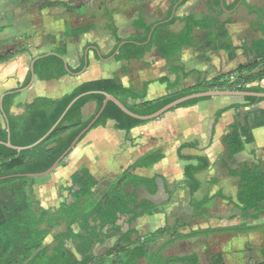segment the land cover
<instances>
[{
  "label": "trees",
  "instance_id": "1",
  "mask_svg": "<svg viewBox=\"0 0 264 264\" xmlns=\"http://www.w3.org/2000/svg\"><path fill=\"white\" fill-rule=\"evenodd\" d=\"M106 1L99 0V4L100 8L104 10V15L107 18L106 28L111 31L115 45L108 56L102 55L104 58L110 57L123 41L130 40L133 42H128L121 47L115 57L116 61L143 60L147 55L152 54L174 62L184 47L193 45L196 29L206 32L205 41H209L211 44L215 41L224 43V45L219 46V49L227 50L231 56L234 52L235 47L226 28L230 20L229 22L220 20L226 14L221 5V0H212L209 13L200 18L195 14L175 15L171 21L166 23L160 22L170 18L174 6L181 0H172L165 17L153 23H148L144 19L142 10L139 8L140 16L135 20V24L139 26L142 32V36L139 37H124L122 35L120 27L116 23L114 12ZM188 1L183 0L177 10ZM238 2L239 0H235L233 4L227 5L226 0H224L227 10H232ZM46 5L70 9V6L64 1L48 0ZM242 5L247 7L251 14L257 15L264 36V10L258 6L250 5L246 0L243 1ZM175 22L183 23V27L178 33L170 31V26ZM156 24L158 25L153 31L151 40L146 43L153 26ZM87 31L88 28L86 27H78L66 31L65 34L78 39ZM91 45L97 46L86 43L85 50ZM251 47L262 57L261 60L240 65L238 68L212 80H199L195 86L179 91H174L178 84L172 85L169 89L173 92L153 100L148 99L149 81L144 82L140 88H135L126 86L122 78L116 76L84 82L61 98L47 96L28 98L23 104L25 111L22 114L14 115L11 108L15 99L20 95V91L18 89L9 90L5 92L3 98V110L0 108V141L6 142L10 137L12 144L16 147L31 146L58 121L73 98L89 91L107 92L139 115L152 114L168 103L195 92L215 89L264 92V68L260 69L264 64V37L252 40ZM25 51L26 49H20L16 52L0 55V63L7 62ZM52 52L64 57L66 55L63 51L53 50ZM96 55L101 58L98 53ZM69 67L74 74L79 72L84 67V55L79 58V65L76 68L70 64ZM179 70L184 76L188 75L184 66L180 67ZM67 75L69 72L63 59L59 56L44 57L35 63L37 80L60 79ZM30 81L31 70L22 88L26 87ZM161 81L165 82L166 79L162 78ZM207 99H211V97L187 101L174 109L193 105ZM104 100L103 94H91L80 99L68 111L50 136L34 148L18 151L0 144V177L38 173L50 168L100 110ZM244 100L254 104L264 100V98L245 97ZM91 102H96V111L88 121H83V108ZM245 105L236 103L219 109L216 113L215 125L224 112L229 109L237 110ZM109 118L116 119V127L126 130V132L148 122L128 116L116 104L109 102L91 130L106 125ZM261 125H264L263 110H255L254 116L247 119L246 123L235 118L225 136L230 157L243 152L247 144L255 142L253 129ZM197 146L198 144L195 142L182 145V147ZM179 156L181 159L197 162L196 165H189L185 168V183L191 195L192 207L197 214H202L201 212L205 211L213 197H220L227 199L251 222L259 219L264 212V168L260 164L243 170L228 167L231 176L240 177L238 192L235 197L225 196L223 191H219L213 197L205 196L201 200H197L194 194L202 185L197 174L211 167L210 160L207 156H183L180 153ZM163 157L164 155L160 151L149 153L131 165L129 169L135 170L137 167L151 166ZM46 178L20 176L0 181V190L2 189L9 198L5 203H0V264H105L107 259L105 256H100L96 249L105 245L111 232L118 237L119 241L106 256L112 255L113 259L120 257L119 264H140L143 259L147 261V264H201L196 254L167 257L164 252L173 244L188 238L210 236L217 233L264 231V224L248 221L230 227H209L190 230L189 232L185 231L183 226H166L146 234H139L135 229L123 231L118 224L121 216H127L128 224L132 225L138 217L158 211L157 204L147 199L139 200L136 192L127 191V186L132 184L137 188L143 185L150 194L154 195L159 190L158 180L161 176L142 177L126 170L122 177L111 182L102 193H98L95 191V187L99 183L98 180L88 168L83 167L72 175L71 185L65 188L69 191L72 202H64L57 209L45 208L36 194L37 184L42 183ZM162 179L164 178L162 177ZM63 224L66 226V231L56 233L53 244L46 245L47 237ZM163 237L166 239L157 249L152 250L150 245ZM67 240L74 242L75 250L66 247ZM259 252L262 260L256 264H264V243ZM213 264H226L223 254L214 255Z\"/></svg>",
  "mask_w": 264,
  "mask_h": 264
},
{
  "label": "crops",
  "instance_id": "2",
  "mask_svg": "<svg viewBox=\"0 0 264 264\" xmlns=\"http://www.w3.org/2000/svg\"><path fill=\"white\" fill-rule=\"evenodd\" d=\"M47 1L44 2V9L50 13L53 6L46 5ZM50 1L66 2L67 0ZM211 1H206L204 12L196 13L193 11L194 7L191 6L190 10L185 9L183 14L178 16L195 14L200 18L209 13ZM140 3L141 1L136 0L126 2L125 5L141 8L142 13H144L145 5ZM226 4L230 5L229 0H226ZM22 5L23 2L20 0H0V55L26 49L25 52L20 53L13 59L0 63V98L9 90L22 89L11 108L14 115L22 114L25 111L23 104L28 98L38 96L61 98L64 94L69 93L65 87L71 84L73 76H77L67 75L60 79L51 80H37L35 78L31 86L27 85L22 88L28 77L33 57L53 51L42 50L38 54H34L37 45L42 46L52 42L54 28L58 23L52 15L40 19L32 18L22 9ZM115 5L123 4L120 1ZM160 5L164 7L165 2L149 0L146 6L148 9L154 10L156 6ZM185 5L186 3L177 12ZM16 8H18L17 12ZM239 11L240 8L234 12V15ZM226 14L229 13L226 12ZM220 20L222 22L231 21V23H227L226 28L235 47L232 56L227 50L219 49V46L224 45V43L215 41L211 44L209 41H205L206 32L201 29L195 30L193 45L184 47L178 59L174 62L152 54L147 55L143 60H104L98 58L95 55L97 54L96 50L90 48L89 66L79 76L80 80L74 88L87 81L120 76L126 86L135 88H140L144 82L149 81L148 99L153 100L173 92L169 89L172 85L178 84L174 91L193 87L199 80H212L238 68L240 65H247L262 59L251 47L252 40L264 37L260 29L259 18L258 21L255 20L249 26H245L246 29L254 32L256 36H245L243 40H238L236 37L239 31L236 23H232L230 18L223 20L221 17ZM182 27L183 23L175 22L170 26V31L178 33ZM43 46L45 47V45ZM65 58L74 67L71 63L73 57L67 54ZM182 66L185 67L188 75L184 76L182 71L179 70ZM262 68H264V64L260 67V69ZM162 78H165L166 81L162 82ZM228 98L232 97H214L193 105L170 110L160 118L133 127L129 132L117 128L116 119L109 118L106 125L92 129L77 144L56 171L48 176L45 181L37 184L35 191L41 204L45 208L57 209L64 202L71 203L72 198L65 188L71 185L72 175L83 167L88 168L98 180L99 183L95 187V191L98 193H102L111 182L122 177L126 170H130L133 174L142 177L161 176L158 180L159 190L154 195L150 194L143 185L137 188L132 184L127 186V191L130 193L136 192L139 200L147 199L157 204L158 211L138 217L132 225L128 224L127 216H121L118 224L123 231L135 229L139 234H146L166 226H183L184 230L189 232L196 229L230 227L246 223V218L241 211L230 204L227 199L213 196L219 191H223L225 196H236L238 188L235 195L225 193L224 187L228 188L229 182L234 181L237 187L240 183V177L231 176L228 167L243 170L247 168H240L239 165L245 166L246 163H251L250 167L257 164L262 167V162H264V125L253 129L255 142L247 144L243 152L233 157H230L225 136L235 118L246 123L247 119L254 116L255 110L264 111V100L251 104L246 102L244 98H241L244 102L241 100L239 102H229ZM236 103L246 105L237 110H227L215 125L217 111ZM96 108V102L88 103L83 108V121H88L95 113ZM191 142L197 143L198 146L182 147V145ZM155 151H160L164 155L159 162L148 167H137L135 170L129 169L140 158ZM179 153L183 156H207L210 160L211 167L197 174V178L202 185L194 194L197 200H201L205 196L213 197L205 211L201 212L202 214H197L192 207L191 195L185 183V168L189 165H196L197 162L181 159ZM223 169H226L228 175L232 178L223 176L222 179L214 175L215 170ZM203 175H207L205 179L202 178ZM210 185H213L214 188L209 189ZM259 218H261L259 224H264V212ZM64 231H66V226L63 224L47 237L45 244L52 245L55 234ZM247 236H252L248 241L256 243L258 248H261L264 243V231L257 230L247 233H217L210 236L184 239L173 244L164 254L167 257L196 254L201 264H203V255L208 254L209 258H214V255L221 253L225 263L242 264L246 242L242 247L238 246L237 242L241 237L245 238ZM165 239V237L161 238L151 244L150 248L152 250L157 249ZM211 239L220 240L222 242L221 248H218L219 245L213 244V250L210 247ZM118 241V237L111 232L105 245L96 249L100 256H105L107 259L105 264H115L120 260V257L113 259L112 255L106 256L116 247ZM65 244L68 249L75 250V244L72 240H67ZM140 264H147V261L143 259Z\"/></svg>",
  "mask_w": 264,
  "mask_h": 264
},
{
  "label": "rangeland",
  "instance_id": "3",
  "mask_svg": "<svg viewBox=\"0 0 264 264\" xmlns=\"http://www.w3.org/2000/svg\"><path fill=\"white\" fill-rule=\"evenodd\" d=\"M23 2V8L25 12L29 16L35 19H40L45 16L52 15L55 20L58 21L57 25L54 28V34L52 37V42L48 44L37 45L36 49H34V54H38L43 51L50 50H58L63 51L64 53L70 54L73 59L71 61L74 68L79 65V58L85 54V46L86 43L96 44L101 51L103 56H108L114 45L115 39L112 36L111 31L106 28L107 18L104 15L103 8H100L99 0H67L66 3L70 6L68 10L66 7L53 6L49 11L44 9L45 0H20ZM122 2L123 5H115L117 2ZM136 0H107V5L112 8L114 12V17L117 25L120 26L121 33L124 37H139L142 36V32L138 25L135 24V20L140 16L138 11V7H132L131 5H125L126 2H134ZM141 1L140 4L145 5V12L142 14L144 19L148 22H154L158 19H162L165 17L166 12L172 2V0H160L161 3L165 2L164 7L162 5L156 6L154 10L148 9L146 6L149 0H137ZM207 0H189L180 11L177 12V15L183 14L185 9L190 10L191 6H193V11L196 13L204 12L206 7L205 3ZM250 5H255L264 10V0H246ZM230 4H233L235 0H229ZM113 6V7H111ZM241 5L239 13L235 14H225L222 16L223 20L230 18L232 23H236L238 26V33L236 37L238 40H243L245 36L255 37L256 35L251 30L246 29L251 23L255 20L258 21L257 15L250 14L247 7H243ZM135 8V9H133ZM23 10V11H24ZM18 8H16V12ZM22 11V12H23ZM47 13V15H46ZM24 14V13H23ZM26 16V15H25ZM62 20V21H60ZM231 23V21L229 22ZM246 26V27H245ZM78 27H86L88 31L81 35L79 39L72 35L65 34L66 30L74 29ZM250 39V38H248ZM95 54L94 51H92ZM96 55V54H95ZM78 78V79H77ZM72 82L65 89L71 92L76 84L79 82V76H73ZM229 102H239L240 100L244 102L241 98H228ZM252 164L246 163L245 166H241L240 168H248ZM262 167L264 168V162H262ZM213 175V174H212ZM214 175H217L219 178L223 179L224 177H231L228 175L226 169L223 170H215ZM207 175H203L202 178L205 179ZM232 178V177H231ZM234 180V179H233ZM37 187V186H36ZM210 188H214L213 185H210ZM225 188V193L229 195H235L237 190V184L234 181L229 182L228 188ZM8 196L3 193V190H0V203H5L7 201ZM261 218L257 221L251 222L249 219L246 221L250 223H259ZM164 238V237H163ZM166 238V237H165ZM252 236L241 237L237 242V245L242 247L246 242L245 255L242 261V264H256L262 260L258 245L256 243L248 241ZM210 247L214 250V245H219L218 248H221L222 242L220 240L211 239ZM165 253V252H164ZM176 253V252H174ZM204 260L202 259L203 264H213V258H209L208 254L203 255ZM209 258V259H208ZM119 264V260L117 263ZM227 264V263H226ZM231 264V263H230Z\"/></svg>",
  "mask_w": 264,
  "mask_h": 264
},
{
  "label": "water",
  "instance_id": "4",
  "mask_svg": "<svg viewBox=\"0 0 264 264\" xmlns=\"http://www.w3.org/2000/svg\"><path fill=\"white\" fill-rule=\"evenodd\" d=\"M183 0H181L180 2H178L172 11V14L170 16L169 19L164 20L160 23H166L171 21L174 16L176 15L177 12V8L179 6V4L182 2ZM244 0H239V2L237 3V5L232 9V10H227L224 4V0H221V5L224 8L225 12L232 14L234 12H236L238 10V8L242 5ZM158 24H156L155 26H153L151 33L149 35L148 41L146 43H148L151 40L153 31L155 29V27ZM128 42H133L130 40L127 41H123L121 44H119V46L116 48L115 52L108 58H104L102 57L101 51L99 50V48L97 46H90L89 48H87L85 50V54H84V67L77 73H73L70 70L69 67V63L67 61V59L64 56H61L60 54L56 53V52H48V53H44L41 54L39 56H36L35 58L32 59L31 64H30V70H31V81L28 84V86H31L33 84V82L35 81V63L44 58V57H48V56H59L63 59L66 69L69 72V75H77L80 76L82 75L88 68L89 66V51L90 48L96 50V52L98 53V55L104 59V60H114L116 55L119 53L121 47L128 43ZM18 91H22V89L18 90ZM91 94H103L105 96V100L103 102L102 107L100 108V110L94 115V117L91 119V121L88 123V125L75 137V139L73 140V142L71 143V145L69 146V148L52 164V166L50 168H48L47 170L43 171V172H38V173H27V174H18V175H11V176H6V177H0V181L6 178H11V177H20V176H26V177H31V178H41V177H48L50 176L53 172L56 171V169L59 167V165L61 164V162L67 158V156L73 151V149L77 146V144L80 142L81 138L88 133L91 128L93 127V125L96 123V121L100 118V116L103 114V112L105 111L107 105L109 104V102H113L114 104H116L125 114H127L128 116L134 118V119H138V120H143V121H151V120H155L157 118H160L161 116H163L164 114H166L167 112H169L170 110L176 108L177 106H179L182 103H185L187 101H191L194 99H199V98H206V97H232V98H245V97H256V98H264V92H253V91H241V90H229V89H215V90H209V91H203V92H195L186 96H183L181 98H178L170 103H168L167 105H165L164 107H162L161 109H159L158 111L149 114V115H139L133 111H131L129 108H127L118 98H116L115 96L104 92V91H89V92H85L82 94L77 95L75 98L72 99V101L67 105L65 111L63 112V114L61 115V117L58 119V121L49 129V131L41 138L39 139L37 142H35L34 144H32L31 146L28 147H16L12 144L11 139L9 137V139L6 142L0 141V144H3L11 149L14 150H18V151H24L27 149H31L36 147L37 145H39L40 143H42L43 141H45L50 134L56 129V127L60 124V122L63 120V118L66 116V114L68 113V111L82 98L91 95ZM5 94L1 96L0 98V108L1 110H3V98H4ZM8 131L10 132V129L8 128Z\"/></svg>",
  "mask_w": 264,
  "mask_h": 264
}]
</instances>
